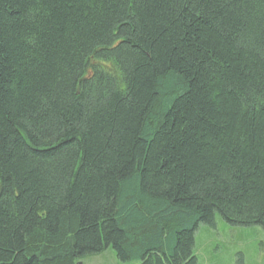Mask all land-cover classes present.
<instances>
[{"label":"trees","instance_id":"16d2710c","mask_svg":"<svg viewBox=\"0 0 264 264\" xmlns=\"http://www.w3.org/2000/svg\"><path fill=\"white\" fill-rule=\"evenodd\" d=\"M264 230V0H0V264H197Z\"/></svg>","mask_w":264,"mask_h":264},{"label":"rangeland","instance_id":"374dc122","mask_svg":"<svg viewBox=\"0 0 264 264\" xmlns=\"http://www.w3.org/2000/svg\"><path fill=\"white\" fill-rule=\"evenodd\" d=\"M197 264H264V230L260 227H232L217 217L215 226H201L195 239ZM79 264L122 263L112 250L85 258Z\"/></svg>","mask_w":264,"mask_h":264}]
</instances>
